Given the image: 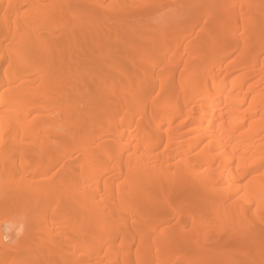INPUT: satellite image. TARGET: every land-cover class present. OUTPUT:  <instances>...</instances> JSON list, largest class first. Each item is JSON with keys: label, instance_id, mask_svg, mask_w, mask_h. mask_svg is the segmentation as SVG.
I'll list each match as a JSON object with an SVG mask.
<instances>
[{"label": "bare ground", "instance_id": "6f19581e", "mask_svg": "<svg viewBox=\"0 0 264 264\" xmlns=\"http://www.w3.org/2000/svg\"><path fill=\"white\" fill-rule=\"evenodd\" d=\"M0 32V109L57 143L0 139V264H264V0H0Z\"/></svg>", "mask_w": 264, "mask_h": 264}, {"label": "rangeland", "instance_id": "374dc122", "mask_svg": "<svg viewBox=\"0 0 264 264\" xmlns=\"http://www.w3.org/2000/svg\"><path fill=\"white\" fill-rule=\"evenodd\" d=\"M198 6L200 7V3H199ZM153 7H155V6H153ZM185 7H184V9L182 7V9H183L182 10V12H183L182 14H183V17L185 19H187V22H189L192 19V17H193V12H192L191 9L185 8ZM199 14H200V9H199ZM162 17L166 18L165 13L162 14ZM125 23H122V25H125ZM121 27L123 29V31H122L123 35L126 36L127 38L131 37L130 40L134 41L132 38L133 37L135 38L136 35H138V34L134 33L133 32L134 30L129 29L127 26H121ZM159 29H161V31H163V32H166L163 28H159ZM1 35H2V32H0V36ZM178 58H179V55L175 56L172 59L171 66H172V68H178L179 70H181L183 68H182V65L181 66L179 65ZM208 59H206V60H208ZM126 61H127L126 63L130 64V61H128V60H126ZM1 69L4 70L5 66L3 65ZM104 70L109 72V73H111V74H114V75L119 73V72L115 71L114 68H112V66L110 64L105 65L104 66ZM89 85L91 87L95 86V85H93L92 82H90ZM4 86L0 89V95L4 94L3 96L7 95L10 92V89H11V87L7 88V86L6 87H4ZM12 109L14 110L15 108H12ZM6 111H7V107H2L0 109V139H12V142H14V143L24 142L27 139H50L51 142H52L51 143L52 146L55 144V142H53V139H54L53 133L56 132V131H55L54 127H52V123H53V119L52 118L53 117L52 118L51 117H47L44 121H42L40 123L38 122L36 124L34 132L31 135H26L25 134L26 130H23L21 128V125H19V124L17 125L16 124L18 122L21 123L20 119H19V121L18 120L16 121V117L14 116V114L12 112H10V111H8V112H6ZM107 116L108 115L104 116L101 119H93L92 122H91V127L92 128L89 127V126L86 127L87 133L88 134H92V132H93L92 129H97L98 127H101L106 122ZM13 118H14V121H16V123L13 121ZM83 143H84V141H79V140L74 141V139H72V141L70 142L69 147L76 148L73 152H71L73 157L78 155L80 150H82L80 148V146ZM10 144H11V141H10ZM1 145H2V143H0V146ZM48 147L49 146L46 147L47 148V152L42 155L41 161H42V163L44 165H47V166L49 165V167H52V171H51V174L49 173L48 175L43 177L44 180H50L52 178H56V177L59 178V176L60 177L63 176L64 173H65L64 167L66 166V163H68V161H69V158H70L69 154H71V153L65 152L64 147L57 146L55 148L53 147V149L48 148ZM104 149H106V152H104L102 154V156H100L98 158L99 164H103L105 162V160L109 156L114 154V149L112 147H110L109 144H106ZM19 164H21L20 161H19ZM68 165L66 167H68ZM77 168H78L77 170L80 169L79 167H77ZM68 177H70V176H68ZM64 182L67 183L68 180H65ZM60 199H62V197H60ZM5 209H15V207H13L12 203H8V204H6ZM2 224L5 227L7 226L5 223H3V220L0 219V225H2ZM56 224H61V223H56ZM8 230H9V232H11L12 228H9ZM17 231H18V228L16 229V232ZM100 238L102 239V241L104 240V236H100ZM135 242L136 241L132 240V246H131L132 249L131 250H132V254L133 255L131 256V258L132 257L134 258L136 256V254H135L136 252L135 251L137 250L136 249L137 244H135ZM129 255H131V254H129ZM107 260H108V258H107ZM104 264H106V262Z\"/></svg>", "mask_w": 264, "mask_h": 264}]
</instances>
